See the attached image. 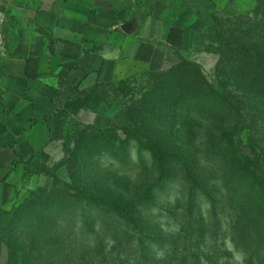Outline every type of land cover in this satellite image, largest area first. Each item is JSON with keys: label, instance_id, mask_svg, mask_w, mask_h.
Here are the masks:
<instances>
[{"label": "rangeland", "instance_id": "rangeland-1", "mask_svg": "<svg viewBox=\"0 0 264 264\" xmlns=\"http://www.w3.org/2000/svg\"><path fill=\"white\" fill-rule=\"evenodd\" d=\"M93 1L101 7L104 5L115 19L109 28L110 34L125 33L120 21L136 24L127 35L128 39L131 36L128 46L136 48V56L111 63L109 82H93L94 77H91L81 84L77 100L85 98L90 107H82L86 109L73 114L78 106L76 98L67 100L49 118L50 140L32 149L26 146L23 162L0 161V209L12 210L29 192L39 189L45 190L46 204L52 207L45 219L46 228L27 238L28 242L23 243L26 245L24 254L16 261L15 258L11 261L8 244L0 241V264L13 261L18 264H198L194 259L208 250L218 253L215 264H248L245 253L235 244L245 245V239L250 236L248 232L254 222L250 225L248 217L253 216L249 211L254 210L255 203L246 197L245 202L235 199L234 175L238 162L226 158V144L213 147L217 150L212 153L207 149L214 141L209 137L223 132L236 140L244 153L257 159V171L264 174V89L261 85L264 83V52L261 72L255 77L250 75L249 81L255 79L250 84V97L236 85L233 87L246 103H250L252 96L254 109L258 111L259 122L254 126L259 132L257 136H249L247 132L237 142V134L244 128L243 122H238L239 116L229 118V122L202 120L196 147L206 149L204 153L211 162L204 158L198 166L213 190L212 205L203 204L202 198L189 204L187 195L194 176L185 170L180 159L174 160L170 174L153 194H149L147 189L159 180V174L154 172L153 158L148 153L143 156L144 164L137 165L136 144H132L127 153L115 154L120 161L130 158L127 170L132 180L125 181L126 186L124 179L113 174L115 172H112L114 176L107 177V173L99 176V184L90 179L92 169L82 172L88 174V178L83 179L72 168L70 159L74 161L72 157L78 151L76 128L88 134L93 130L91 127L103 130L122 119L125 102L134 101L129 96L125 99L116 94L119 81L132 79L130 88L133 96L138 97L146 82L152 81L151 72L183 63V58L199 65L207 81L222 90L217 66L224 64L229 51L219 34L222 32L225 38L234 27L261 18L253 10L256 0ZM70 2L0 0V74L6 57L21 53L22 43L35 40L36 34L29 32L30 25L36 26L32 31L45 33L42 29L48 27L59 36H71L70 30L76 23L71 18ZM214 17L218 23L214 22ZM169 134L165 137L167 144L177 140L173 147L190 148L191 145ZM209 163L213 171L209 170ZM112 166L118 169L117 162H112ZM76 188L77 194L83 193L87 198H92L90 191L95 192L97 201H79L74 196ZM146 195L153 205H149ZM119 202L130 208L135 230L131 226L133 222H127L118 208L110 206ZM52 213L56 215L52 217ZM263 222L259 219V227ZM132 230L142 234V243L133 236ZM151 237L158 239L157 244L147 245ZM230 252H233L231 256ZM200 264L211 263L203 260Z\"/></svg>", "mask_w": 264, "mask_h": 264}, {"label": "trees", "instance_id": "trees-1", "mask_svg": "<svg viewBox=\"0 0 264 264\" xmlns=\"http://www.w3.org/2000/svg\"><path fill=\"white\" fill-rule=\"evenodd\" d=\"M253 10L261 15V18L245 26L234 27L225 38H222V32L219 34L220 40L225 42L228 46L225 48L229 51L228 57H224V64L217 66L218 76H220L218 80L222 90L207 81L199 65L183 58L181 59L183 63H174L166 70L151 72L152 81L146 82L147 84L141 88L138 97L133 96L134 91L130 88L132 79L119 81L115 88L116 94L125 99L133 98L134 101L125 102L122 119L103 130L91 127L93 130L88 134L86 131L75 129L78 136L76 146L78 151L72 157L74 161L70 159V164L78 176L86 179L88 178L86 173L92 169L93 175L90 179H95L96 184L101 182L99 176L107 173V177L111 174L121 180L124 179L126 186L125 181L132 180V175L127 170V166L131 164L130 158L120 161L115 154L127 153L129 147L136 144L138 147L137 165L144 164L143 156L148 153L153 158L154 172L159 174V180L148 187L149 194H153V191L163 183L164 178L170 174L174 160L176 162L180 159L183 160L185 170L194 176L187 195L189 204L197 202V198H202L203 204L207 202L208 205L209 203L212 205L213 190L209 188L208 180L203 179L205 175L198 166L204 158L211 162L208 154L204 153L206 149L196 147L200 127L203 126L202 122L204 120L206 122H229V118L239 116L238 122H243L244 128L240 129L241 131L237 134L238 143L242 135L246 136L247 132L249 136H257L259 133L254 128L259 120H257L258 111L254 109V102L251 101L252 96L249 99L250 103H246L233 89L236 85L250 97V84L255 79L249 80L252 76H257L263 68L264 0H256ZM210 16L213 18L211 14ZM214 20L215 23L219 22L215 17ZM226 59L229 63L228 61L225 63ZM261 85L264 89V83ZM78 98L75 99L78 105L77 110L90 107L85 98L80 99L79 102ZM168 133L170 137L177 136L180 142L191 145L190 148L183 149L180 145L173 147L177 140L173 141V144H167L165 137ZM209 139H214L211 147L207 149L209 152L216 151L217 148L213 147L222 145L224 142L227 145H225L226 158L231 157L232 161L238 162L234 175L235 199L245 202L246 198H249L255 203L254 210L249 211L250 214L253 213V216L248 217L250 225L254 222L251 225L253 227L251 231H247L250 236L245 239V245L241 246L236 243L235 246L245 253L244 257L248 264H264V222L260 227L258 225L259 219L264 220V174L257 171L259 168L257 159H252L250 154L244 153L232 137L222 132L219 136L214 135ZM111 161L117 162L118 169L112 166ZM212 168L210 164L209 170ZM84 171L86 173L82 174ZM112 172H115L114 175ZM74 181L77 183V179ZM44 191V189H39L29 192V195L10 211L0 209V241L8 244L11 261L13 258L16 261L20 254H24L26 245L23 243L28 242L29 236L36 235L38 230L46 228L45 219L52 207L46 204ZM75 192L74 196H77L79 201H97L95 192H89L92 198L85 197L83 193L77 194V188ZM146 197L149 205H153L150 197L148 195ZM110 206L118 208L127 222H133L130 208L123 202L111 203ZM55 215L56 213H52V217ZM131 226L135 230L134 222ZM133 236L139 242H143L144 237L139 231H134ZM157 242L158 239L151 237L147 245L157 244ZM202 254L194 259L195 263L200 264L205 260L207 263L215 264L219 259L218 253L212 250L202 252ZM226 254L229 255V252ZM232 254L233 252H230V256ZM227 255L226 257L233 258ZM15 261L12 264H18Z\"/></svg>", "mask_w": 264, "mask_h": 264}, {"label": "crops", "instance_id": "crops-1", "mask_svg": "<svg viewBox=\"0 0 264 264\" xmlns=\"http://www.w3.org/2000/svg\"><path fill=\"white\" fill-rule=\"evenodd\" d=\"M70 11L76 23L71 36H59L48 27L42 29L45 33L32 31L36 26L30 25L29 32L37 39L20 43L22 52L3 60L0 161L4 163L23 162L26 146L32 149L50 140L49 118L67 100L77 97L81 84L91 77L93 82H109L111 63L136 56V48L128 46L131 36L127 37L135 23H129L126 31L121 26L127 23L120 21L125 33L110 34L109 28L116 21L104 5L93 0H71ZM82 109L86 108L73 114Z\"/></svg>", "mask_w": 264, "mask_h": 264}, {"label": "water", "instance_id": "water-1", "mask_svg": "<svg viewBox=\"0 0 264 264\" xmlns=\"http://www.w3.org/2000/svg\"><path fill=\"white\" fill-rule=\"evenodd\" d=\"M122 26H123V28H124L126 31H129V26H130L129 23L124 24V25H122Z\"/></svg>", "mask_w": 264, "mask_h": 264}]
</instances>
